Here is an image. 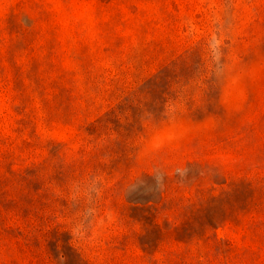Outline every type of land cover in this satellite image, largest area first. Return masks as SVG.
<instances>
[{"label":"rangeland","instance_id":"rangeland-1","mask_svg":"<svg viewBox=\"0 0 264 264\" xmlns=\"http://www.w3.org/2000/svg\"><path fill=\"white\" fill-rule=\"evenodd\" d=\"M0 264H264V0H0Z\"/></svg>","mask_w":264,"mask_h":264}]
</instances>
